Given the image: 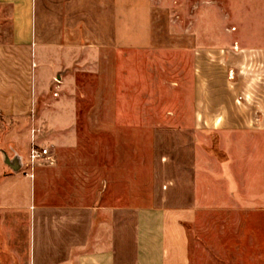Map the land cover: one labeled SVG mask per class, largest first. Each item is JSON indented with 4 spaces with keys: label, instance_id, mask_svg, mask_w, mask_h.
Wrapping results in <instances>:
<instances>
[{
    "label": "crops",
    "instance_id": "crops-1",
    "mask_svg": "<svg viewBox=\"0 0 264 264\" xmlns=\"http://www.w3.org/2000/svg\"><path fill=\"white\" fill-rule=\"evenodd\" d=\"M153 14V0H0V123L11 128L0 136V264H193L195 227L212 213H231L238 254L248 237V262L264 264V154L252 146L264 134V91L245 154L211 150L197 129L211 120L186 100L177 107L174 88L165 122L145 118L165 102L141 86ZM84 104L112 113L103 126L135 132L134 148L85 140ZM145 125L173 128L153 135L152 154ZM34 129L53 163L31 172Z\"/></svg>",
    "mask_w": 264,
    "mask_h": 264
},
{
    "label": "rangeland",
    "instance_id": "rangeland-1",
    "mask_svg": "<svg viewBox=\"0 0 264 264\" xmlns=\"http://www.w3.org/2000/svg\"><path fill=\"white\" fill-rule=\"evenodd\" d=\"M153 5L150 34L154 46L144 50L141 86L159 91L165 102L157 111L145 109L144 117L164 123L172 111L163 110L169 99L165 91L174 88L177 107L182 108L186 100V106L196 112L202 109L204 117L211 120V124L197 128L211 150L217 152L219 144H224L230 153L245 154L248 132L254 129L246 123L253 109L262 104L264 91V61L253 63L252 57L253 50L264 51V0H153ZM151 55H159L160 61L149 62ZM149 101L145 95V108H150ZM88 106L84 104L79 112L80 135L91 143L99 142L102 152L107 145L112 152H130L136 145L131 139L135 132L103 126V122H110L112 113L97 105L90 111ZM10 129L0 123V136H6ZM169 129L173 128L145 125L140 131L144 154L156 150L153 135L165 137ZM49 131L50 127L43 126V138L50 136ZM256 134L252 146L257 147V154H264V134ZM160 147L167 152L166 144ZM233 234L231 213L203 215L194 231L193 264H250V240L243 238L244 255H239ZM235 236L238 238L237 232Z\"/></svg>",
    "mask_w": 264,
    "mask_h": 264
},
{
    "label": "built area",
    "instance_id": "built-area-1",
    "mask_svg": "<svg viewBox=\"0 0 264 264\" xmlns=\"http://www.w3.org/2000/svg\"><path fill=\"white\" fill-rule=\"evenodd\" d=\"M56 82L59 83L58 80H56ZM37 132L38 130H33L32 144L30 148L28 163L26 165L29 169H31V172L34 171L36 166L42 163H53L49 148L43 147L37 142V139L34 136ZM31 177H33L32 174Z\"/></svg>",
    "mask_w": 264,
    "mask_h": 264
}]
</instances>
